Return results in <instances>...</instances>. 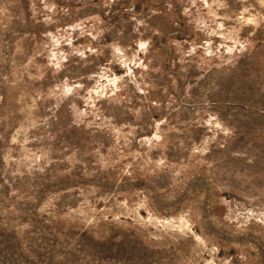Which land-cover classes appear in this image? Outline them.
<instances>
[{"label":"rangeland","instance_id":"1","mask_svg":"<svg viewBox=\"0 0 264 264\" xmlns=\"http://www.w3.org/2000/svg\"><path fill=\"white\" fill-rule=\"evenodd\" d=\"M0 264H264V0H0Z\"/></svg>","mask_w":264,"mask_h":264}]
</instances>
